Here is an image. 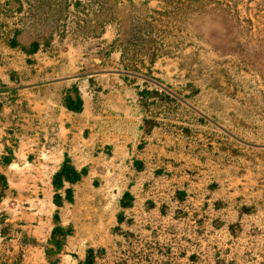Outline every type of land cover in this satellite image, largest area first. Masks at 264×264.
<instances>
[{"label": "crops", "instance_id": "0c3cea01", "mask_svg": "<svg viewBox=\"0 0 264 264\" xmlns=\"http://www.w3.org/2000/svg\"><path fill=\"white\" fill-rule=\"evenodd\" d=\"M0 47V172L19 185L29 260L264 264V167L237 166L166 91L170 59L149 78L118 48L79 61L71 45L31 59Z\"/></svg>", "mask_w": 264, "mask_h": 264}, {"label": "rangeland", "instance_id": "374dc122", "mask_svg": "<svg viewBox=\"0 0 264 264\" xmlns=\"http://www.w3.org/2000/svg\"><path fill=\"white\" fill-rule=\"evenodd\" d=\"M0 41L9 58L21 52L31 59L41 48L51 57L71 45L80 61L100 47L118 48L132 71L149 78L159 75L155 63L170 59L166 91L218 128L220 147L234 153L237 166L245 159L264 167V0H0ZM163 89L144 92L149 98ZM156 101L157 107L168 102L161 95ZM5 175L0 172V264H36L29 260L35 245L19 227L22 209L9 197L19 185Z\"/></svg>", "mask_w": 264, "mask_h": 264}, {"label": "trees", "instance_id": "16d2710c", "mask_svg": "<svg viewBox=\"0 0 264 264\" xmlns=\"http://www.w3.org/2000/svg\"><path fill=\"white\" fill-rule=\"evenodd\" d=\"M91 254L89 253L88 255H87V258H86V260H85V264H91Z\"/></svg>", "mask_w": 264, "mask_h": 264}]
</instances>
